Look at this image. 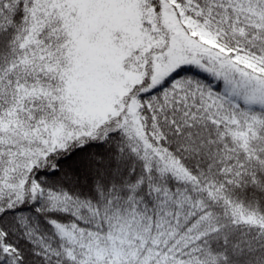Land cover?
Wrapping results in <instances>:
<instances>
[{
    "label": "snow or ice",
    "instance_id": "6c2138e0",
    "mask_svg": "<svg viewBox=\"0 0 264 264\" xmlns=\"http://www.w3.org/2000/svg\"><path fill=\"white\" fill-rule=\"evenodd\" d=\"M0 264H264V0H0Z\"/></svg>",
    "mask_w": 264,
    "mask_h": 264
}]
</instances>
